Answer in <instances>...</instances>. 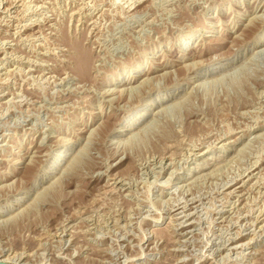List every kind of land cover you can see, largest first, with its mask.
<instances>
[{
	"label": "rangeland",
	"instance_id": "374dc122",
	"mask_svg": "<svg viewBox=\"0 0 264 264\" xmlns=\"http://www.w3.org/2000/svg\"><path fill=\"white\" fill-rule=\"evenodd\" d=\"M263 26L264 0H0V261L264 264Z\"/></svg>",
	"mask_w": 264,
	"mask_h": 264
},
{
	"label": "bare ground",
	"instance_id": "6f19581e",
	"mask_svg": "<svg viewBox=\"0 0 264 264\" xmlns=\"http://www.w3.org/2000/svg\"><path fill=\"white\" fill-rule=\"evenodd\" d=\"M16 15V14H15ZM249 20V19H248ZM253 20H254V18H253ZM4 23V22H3ZM264 27V26H263ZM249 28V27H248ZM204 30V29H203ZM243 30V29H242ZM208 29H205L204 31H203V33H201V36H200V39H204V38H207V37H209L208 35H207V33H208ZM15 32V31H14ZM191 38H192V36H190V37H188V38H186L185 40H183L180 44H179V49L180 50H185V49H187V48H190L189 46H191ZM253 45L254 46H261V44H263V42H264V28L263 29H261V30H258L255 34H254V36H253ZM231 41V40H230ZM202 42V41H201ZM228 43V42H227ZM233 43V42H232ZM234 44V43H233ZM193 45V44H192ZM76 48H78L77 46H75ZM74 47V48H75ZM81 49V48H80ZM77 50H79V48L77 49ZM74 51H75V49H74ZM82 51V50H81ZM79 52V51H78ZM83 53H84V51H82ZM77 53V52H76ZM83 53H78V54H76L77 56H76V58H75V61H74V64H75V66H76V68L75 69H77V72L78 73H80L81 75H85L86 74V72H87V70H88V63L89 62H87V60L85 59L84 60V58H83V56H82V54ZM86 53V52H85ZM253 54V53H252ZM75 55V54H74ZM83 55H85V54H83ZM237 59V55H234L233 57H230L229 59H228V61H226V62H224V63H221L220 61V63H214V64H212V65H210V67L208 66V68L203 72V74H209V73H213V72H215V71H220V70H222V69H224V68H227V67H230L231 65H232V63L235 61ZM190 66V65H189ZM188 67V66H187ZM133 71L134 72H137V68L136 67H134L133 68ZM133 72V73H134ZM134 74H130V77L131 78H134V77H137V76H133ZM131 78H129V79H131ZM151 78V77H150ZM148 82V81H147ZM145 84V83H144ZM151 85V84H150ZM139 86V85H138ZM130 90V89H129ZM130 96V95H129ZM128 96V97H129ZM147 105V104H146ZM153 104H151V106H152ZM150 106V107H151ZM144 108V107H143ZM143 108L142 109H140V111L138 112V113H136L135 115H136V117H135V119H132V121L131 120H128L127 118H129L128 116H124V117H122L121 119H119L117 122H118V126H117V129H116V131L114 132V131H112L111 132V134H116V135H119V134H122V133H127V132H129L130 131V129H132L133 127H135V125L136 124H138L139 123V120H141V119H143V117L145 116V111L143 110ZM104 129V128H103ZM100 131V130H99ZM131 134V133H130ZM262 134V133H261ZM131 136V135H130ZM133 136V135H132ZM212 143V142H211ZM64 154H65V151H59V153L58 154H55L54 156H52V158H51V160L48 162V164H47V168L48 167H50V171H48V170H44V171H42V172H39V173H37V174H35V178H34V184H33V186L35 185V183L38 181V180H42V179H44L45 177H47L50 173H52V172H54L56 169H58L60 166H64V165H70L71 163H70V161H67L66 160V156H64ZM152 158V157H151ZM121 159V158H120ZM30 160H32V159H30ZM70 163V164H69ZM70 167V166H69ZM251 174V173H250ZM36 181V182H35ZM257 181V180H256ZM238 197V196H237ZM21 198H23V197H21ZM21 198H17L16 199V203H18V201L21 199ZM15 203V204H16ZM263 222V221H262ZM55 236V235H54ZM0 263H2L1 261H0ZM3 264V263H2Z\"/></svg>",
	"mask_w": 264,
	"mask_h": 264
}]
</instances>
